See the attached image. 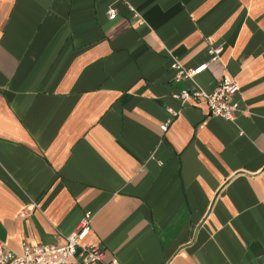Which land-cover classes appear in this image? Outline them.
Masks as SVG:
<instances>
[{"label": "crops", "instance_id": "crops-1", "mask_svg": "<svg viewBox=\"0 0 264 264\" xmlns=\"http://www.w3.org/2000/svg\"><path fill=\"white\" fill-rule=\"evenodd\" d=\"M224 76L233 119L174 97ZM86 211L107 262L264 264V0H0V240Z\"/></svg>", "mask_w": 264, "mask_h": 264}, {"label": "built area", "instance_id": "built-area-1", "mask_svg": "<svg viewBox=\"0 0 264 264\" xmlns=\"http://www.w3.org/2000/svg\"><path fill=\"white\" fill-rule=\"evenodd\" d=\"M129 11L139 23L140 15L134 7H129ZM118 17L114 7L107 10L108 20H115ZM222 51L221 45H210L208 53L210 58L196 66H184L176 58H172L170 67L175 72V79L193 80L195 76L206 70L210 62L219 58ZM239 91L238 84L229 77H222L218 80L216 87L211 92H207L198 86L182 87L175 92L174 97L181 104L205 103L209 115L218 116L224 119H233L237 110V102L234 97ZM167 112L174 116L177 112L167 106ZM170 119L160 124V129L166 131ZM91 213L84 212L76 228L65 235L63 243H40L31 244L23 240L21 252H15L7 247L0 240V264H116L113 258L109 262L103 259V247L94 241L87 239L91 225Z\"/></svg>", "mask_w": 264, "mask_h": 264}]
</instances>
